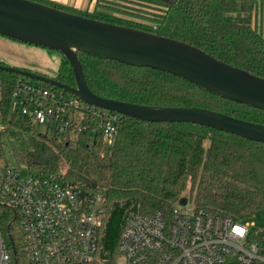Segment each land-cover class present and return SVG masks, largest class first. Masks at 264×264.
I'll use <instances>...</instances> for the list:
<instances>
[{
	"label": "trees",
	"instance_id": "1",
	"mask_svg": "<svg viewBox=\"0 0 264 264\" xmlns=\"http://www.w3.org/2000/svg\"><path fill=\"white\" fill-rule=\"evenodd\" d=\"M35 1L182 40L264 77V19L261 24L256 21L264 14V0H117L131 6L128 10L115 7L128 17L104 8L103 0H98L94 12L50 0ZM79 60L88 86L99 96L150 106L209 108L264 124V110L220 97L171 73L81 52ZM20 76L0 69L5 119L12 84ZM54 78L76 85L73 67L63 55ZM14 124L34 129L25 119ZM5 133L0 132V159L6 157ZM22 160L45 172L63 170L67 179L106 193L100 253L107 259L116 254L125 216L131 209L150 214L169 209L182 197L198 208L240 221L264 209V143L199 124L148 122L125 115L112 144L102 139L91 143L86 135L69 142L40 135L32 139V147ZM14 219V213L0 204V225L14 241L21 262Z\"/></svg>",
	"mask_w": 264,
	"mask_h": 264
},
{
	"label": "built area",
	"instance_id": "2",
	"mask_svg": "<svg viewBox=\"0 0 264 264\" xmlns=\"http://www.w3.org/2000/svg\"><path fill=\"white\" fill-rule=\"evenodd\" d=\"M3 87L0 77V132L22 129L14 122L25 119L34 127L52 126L63 141L86 135L91 143L112 144L124 121L122 113L25 76L12 84L5 119ZM30 169L0 159V204L14 213L21 257L0 225V264H264V228L198 208L190 199L150 214L129 210L116 254L107 259L100 253L106 193L67 179L63 170L24 171Z\"/></svg>",
	"mask_w": 264,
	"mask_h": 264
},
{
	"label": "water",
	"instance_id": "3",
	"mask_svg": "<svg viewBox=\"0 0 264 264\" xmlns=\"http://www.w3.org/2000/svg\"><path fill=\"white\" fill-rule=\"evenodd\" d=\"M0 35L58 51L73 67L75 86L0 63V69L63 88L83 101L148 122H186L264 143V124L203 107L150 106L106 98L88 86L79 53L171 73L228 100L264 110V77L188 42L63 10L35 0H0ZM187 197L180 199L186 204Z\"/></svg>",
	"mask_w": 264,
	"mask_h": 264
},
{
	"label": "rangeland",
	"instance_id": "4",
	"mask_svg": "<svg viewBox=\"0 0 264 264\" xmlns=\"http://www.w3.org/2000/svg\"><path fill=\"white\" fill-rule=\"evenodd\" d=\"M103 7L111 8L113 14L121 17H128L116 11V8L129 9L130 5L120 3L117 0H103ZM111 6V7H110ZM114 9V10H113ZM264 14L257 17V23L261 24ZM62 61V54L58 51L39 47L33 44L24 43L0 35V62L20 67L28 70L56 77ZM23 77V76H20ZM29 79V78H26ZM32 80V79H29ZM8 131L3 135L6 149V159L11 166H17L20 161L23 162L22 156L26 155L32 147V139L36 136L55 137V131L46 124H39L32 130H22L17 127L7 126ZM25 172L34 171L33 169L24 170ZM184 194H187L186 192ZM192 201V200H191ZM251 228H264V209L258 211L245 221Z\"/></svg>",
	"mask_w": 264,
	"mask_h": 264
},
{
	"label": "crops",
	"instance_id": "5",
	"mask_svg": "<svg viewBox=\"0 0 264 264\" xmlns=\"http://www.w3.org/2000/svg\"><path fill=\"white\" fill-rule=\"evenodd\" d=\"M52 2L70 6L84 12H94L97 8L98 0H50Z\"/></svg>",
	"mask_w": 264,
	"mask_h": 264
}]
</instances>
